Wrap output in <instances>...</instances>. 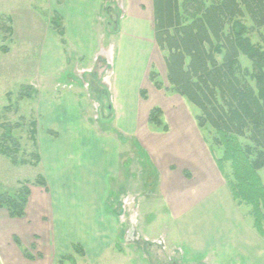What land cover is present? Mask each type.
Instances as JSON below:
<instances>
[{"label":"crops","instance_id":"1","mask_svg":"<svg viewBox=\"0 0 264 264\" xmlns=\"http://www.w3.org/2000/svg\"><path fill=\"white\" fill-rule=\"evenodd\" d=\"M105 3L57 2L55 13L62 19L66 45L46 29L37 73L52 78L67 67L78 68L99 95L96 100L108 121L91 120L89 106L74 88L40 90L33 99L40 158L33 168L48 190L30 185L22 219L0 209V264H146L134 247L131 255L127 252V241L130 236L136 246L139 238L150 241L155 235L157 253L162 254L163 243L166 251L178 250L193 264H264V238L234 200L195 112L180 95L157 90L150 81L152 68L161 65L153 0H129L122 20L104 5L115 24L109 37L97 30ZM164 72L167 75L166 68ZM103 91L108 97L102 101ZM141 91L147 92V99ZM155 107L161 108L168 132L148 123ZM151 189L159 202L154 213L161 219L160 230L153 231L147 215L138 222L139 213L122 210V198L128 194L130 205L141 210L142 195ZM128 217L131 230L140 226L139 234L128 232Z\"/></svg>","mask_w":264,"mask_h":264},{"label":"trees","instance_id":"2","mask_svg":"<svg viewBox=\"0 0 264 264\" xmlns=\"http://www.w3.org/2000/svg\"><path fill=\"white\" fill-rule=\"evenodd\" d=\"M153 2L155 38L164 54L170 87H164L154 67L149 75L150 81L157 90L165 89L167 93L178 94L197 108L201 115L195 114V120L201 130L208 124L214 129L216 136L212 142L204 139L210 145L234 200L239 206H252L254 227L264 236V185L259 175L264 168V51L255 47L249 37L254 28H264V0H211L209 4L190 0L188 4H193L195 14L193 12L189 22L180 14L176 0ZM245 14L253 21V29L242 21L246 19ZM51 27L65 46V29L56 13ZM226 27L229 33L225 32ZM222 51L225 54L219 64L215 55ZM240 55L246 56L253 64L252 74L247 72L257 82L255 89L241 76ZM102 93L103 101L108 93ZM141 96L147 99V92L141 91ZM162 116L161 108L155 107L149 114L148 123L162 132H168L169 126ZM24 121L22 118L16 124L3 125L5 132L0 137V154L14 165L22 164L19 159L23 148L21 137L14 132H22ZM29 124L30 138L36 146L37 121L32 120ZM50 133L56 135L52 131ZM217 148L224 149L221 157L217 155ZM33 156L32 163L24 161L23 164L36 167L40 158L37 153ZM226 162L231 163L232 179L225 172ZM30 185L48 190L42 176L34 182H24L13 192L0 184V209L6 210L10 218L22 219L26 216ZM14 241L24 256L32 260L33 257L16 237ZM76 250L82 251L78 246Z\"/></svg>","mask_w":264,"mask_h":264},{"label":"rangeland","instance_id":"3","mask_svg":"<svg viewBox=\"0 0 264 264\" xmlns=\"http://www.w3.org/2000/svg\"><path fill=\"white\" fill-rule=\"evenodd\" d=\"M58 1L59 0H0V117L2 118L0 120V137L2 133L5 132V127L3 125H13L21 122L22 118L25 119L22 132H14V135L21 137V145L23 148L19 155V159L22 161V164L14 165L9 158H6L0 154V184L4 189L10 192L20 188L24 182H34V180L37 178L38 170H35L33 166L29 164L23 163L24 161H31L32 163L35 159L33 155L36 154V148L33 145L32 139L30 138L29 131L31 126L29 123H31L32 120L37 121L35 114V102L33 99L39 94L40 90L44 91L47 89L49 91L56 92L57 90L61 91L68 88H74L79 92L77 94L82 96L84 101H86L87 105L89 106V116L90 118L92 117L91 120L100 124L108 121L106 114L103 115L101 112L103 110V106L101 107L96 100L98 95H95V93L97 92L92 90L85 77L80 76L81 74L78 68L75 66L67 67L65 71L61 72L58 76H53L52 78H43L37 73V62L40 46L39 43L41 39L44 38L46 29L49 28L52 30V19L54 20L55 9ZM128 1L129 0H107V4H103L101 16L98 19L99 26L97 25V30H102L103 36H111L115 29V24L111 23V20H109V17L104 11V5H107V8L111 7L113 11L118 12L119 19L122 20V18H124L127 13L126 5ZM176 1L179 5L178 10L183 18L187 19L188 22L191 21V18L195 14V8L192 6V3L188 4V1L190 0ZM201 1L206 2V4L211 2V0ZM189 13H191V15H189ZM245 16L246 19L242 21L247 27L252 28L254 25L253 21L250 20L247 14H245ZM225 32H230L228 27H226ZM249 37L251 43L255 47H258L264 51V28H254L249 34ZM3 49H7L8 51L5 52ZM224 54V51H222V53H216L215 58L219 64L222 63ZM69 57L68 64H71V61H74V58L70 53ZM158 61L161 65H159L157 68L154 67V69L159 73V79L162 82L163 80L165 81V83L163 82L164 87H170V83L168 81V72L167 75L166 72H164V69L166 68L167 70V67L164 61V54L161 51L160 55L158 56ZM240 64L243 72L241 76L247 80L252 88L255 89L257 82L254 79H251V75H248V72L249 74H252L254 69L252 62L246 56L240 55ZM109 72L110 71L108 69L105 73V77L108 78L110 76L107 75ZM161 72L163 73L164 77H161ZM163 91H165V89H163ZM28 96L31 97L29 98ZM182 99L185 100L184 98ZM187 105L191 107L195 114L201 115L197 108L189 104ZM104 107L106 109V106ZM202 132L204 137L210 142H212V139L216 136L215 131L210 124H208L202 130ZM242 142L249 144V142H246V140H242ZM129 150V154L133 153L132 157L135 158V153L131 151V148H129ZM217 150V155L221 157L224 153V149L217 148ZM224 167L226 174L232 179L233 172L231 163L226 162ZM259 175L264 185V168L259 171ZM130 196L131 195L128 194L122 198V201L125 200V202L122 204V210L126 212V214L139 213L138 222L141 221V215L142 217L147 215V222H153V226L151 227L152 231L157 228L160 230L161 219L159 218L158 213H154V211L157 210V205L159 204L157 199L154 200V190H145L144 194L142 195L143 203L141 205V210L139 211L136 209L135 204L130 205ZM243 206L247 211L248 217H251L254 220L255 218L251 213L253 210L252 206ZM260 209L262 208L260 207ZM158 210L162 212V208ZM125 221L124 223L127 224L126 227L129 232L131 230L130 224L132 220H130V217H128ZM137 225L139 226L140 224ZM139 227L135 226V229L132 227L133 229L129 233L133 234L137 232L139 234ZM146 232H148L147 229ZM155 236H149L150 241L141 240V238H139V241L136 242L138 243L136 246L133 242L134 240L132 238L130 240L129 236V240L127 241L129 246L127 247V252L131 255L132 249L130 248L134 247V250H136L138 254H141L140 256L145 259L146 264H151L149 263L148 258H150L152 255L165 256L169 262H164L163 264H172L173 260H176L178 264H193L190 263L189 259H184L183 255H181L178 250L166 251L162 246L163 243L159 245V247L162 248L161 251L163 250L162 254H159L160 250L157 253V248L155 245H158V243L152 241L158 240V237L156 238ZM260 236L264 238L263 235ZM153 248H156V250ZM130 255H128L127 258H129ZM138 257H136V260L139 262ZM129 259H131V257ZM197 260L198 259H195V261ZM209 262L211 261L209 260ZM67 264L72 263L68 262ZM76 264L85 263L80 260V262Z\"/></svg>","mask_w":264,"mask_h":264},{"label":"flooded vegetation","instance_id":"4","mask_svg":"<svg viewBox=\"0 0 264 264\" xmlns=\"http://www.w3.org/2000/svg\"><path fill=\"white\" fill-rule=\"evenodd\" d=\"M148 261L151 264H163L164 262H169L165 256L160 255H152L150 258H148ZM172 264H178V262L173 260Z\"/></svg>","mask_w":264,"mask_h":264}]
</instances>
